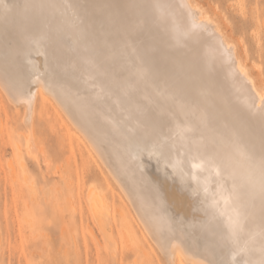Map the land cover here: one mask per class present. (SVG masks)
<instances>
[{"label":"bare ground","instance_id":"1","mask_svg":"<svg viewBox=\"0 0 264 264\" xmlns=\"http://www.w3.org/2000/svg\"><path fill=\"white\" fill-rule=\"evenodd\" d=\"M198 2L0 0V90L35 155L50 98L166 264H264V83Z\"/></svg>","mask_w":264,"mask_h":264},{"label":"rangeland","instance_id":"2","mask_svg":"<svg viewBox=\"0 0 264 264\" xmlns=\"http://www.w3.org/2000/svg\"><path fill=\"white\" fill-rule=\"evenodd\" d=\"M194 1L227 30L249 71L264 83V0ZM41 96L51 108L49 122L36 117L35 128H46L49 139L41 138L35 155L25 148L22 108L0 90V264H166L85 141ZM91 189L103 199L98 210Z\"/></svg>","mask_w":264,"mask_h":264}]
</instances>
